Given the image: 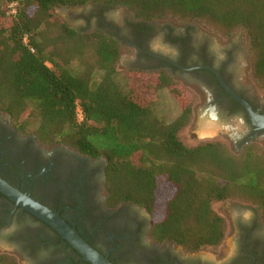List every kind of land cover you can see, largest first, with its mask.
<instances>
[{
	"label": "trees",
	"instance_id": "16d2710c",
	"mask_svg": "<svg viewBox=\"0 0 264 264\" xmlns=\"http://www.w3.org/2000/svg\"><path fill=\"white\" fill-rule=\"evenodd\" d=\"M88 2L143 21L200 22L224 38L243 31L248 76L264 94V0H0V112L41 144L104 156L108 205L145 208L158 243L217 249L227 223L214 203L251 202L264 213V155L235 154L218 139L186 144L193 99L183 85L165 72L119 68L112 34L77 31L53 13ZM162 92L175 113L157 109ZM0 264L17 261L0 255Z\"/></svg>",
	"mask_w": 264,
	"mask_h": 264
},
{
	"label": "flooded vegetation",
	"instance_id": "af4514ba",
	"mask_svg": "<svg viewBox=\"0 0 264 264\" xmlns=\"http://www.w3.org/2000/svg\"><path fill=\"white\" fill-rule=\"evenodd\" d=\"M68 12L61 19L71 28L100 29L119 41V68L165 72L183 85L193 99L189 125L203 121L217 130L202 139H218L235 154L247 150L262 158L264 94L248 76L243 31L224 38L199 22L143 21L123 7L92 2ZM105 164L104 156L41 144L0 112V177L59 212L113 264H264V213L257 205L231 201L224 242L217 249L188 252L151 237L152 218L145 208L108 205ZM0 255L17 264H90L52 227L1 192Z\"/></svg>",
	"mask_w": 264,
	"mask_h": 264
},
{
	"label": "water",
	"instance_id": "95a60500",
	"mask_svg": "<svg viewBox=\"0 0 264 264\" xmlns=\"http://www.w3.org/2000/svg\"><path fill=\"white\" fill-rule=\"evenodd\" d=\"M0 192L16 205L52 227L85 261L90 264H113L106 255L90 245L76 228L70 225L59 212L34 200L29 194L21 192L17 187H14L1 177Z\"/></svg>",
	"mask_w": 264,
	"mask_h": 264
},
{
	"label": "rangeland",
	"instance_id": "374dc122",
	"mask_svg": "<svg viewBox=\"0 0 264 264\" xmlns=\"http://www.w3.org/2000/svg\"><path fill=\"white\" fill-rule=\"evenodd\" d=\"M13 7H15V5L13 6H9L10 11L13 9ZM73 7H54L53 8V13L60 19L64 16H67L69 14L68 11H72ZM200 23V22H199ZM201 24V23H200ZM203 25V24H202ZM204 26V25H203ZM205 28H207L206 26H204ZM208 29V28H207ZM211 31V30H210ZM160 98H158V103H157V109L160 111L161 114H173L176 111V106L174 105V102L171 98V96L166 93V92H162L159 94ZM201 122V121H200ZM198 129V125L197 123L194 126H190L188 125L181 133V139L186 143V144H194L199 142L200 140H204L202 139V137L197 136L196 132ZM196 133V134H195ZM220 139V137H219ZM222 139V138H221ZM226 141L228 142V140L226 139ZM231 201L234 200H227V201H223V202H217L213 204V208L219 213L221 214L223 217H225L226 214V210H229L230 208V203H232Z\"/></svg>",
	"mask_w": 264,
	"mask_h": 264
},
{
	"label": "bare ground",
	"instance_id": "6f19581e",
	"mask_svg": "<svg viewBox=\"0 0 264 264\" xmlns=\"http://www.w3.org/2000/svg\"><path fill=\"white\" fill-rule=\"evenodd\" d=\"M196 133H197V136L205 138V137H212L216 135L217 130L215 127L209 126L208 124L203 123V121H201L198 124V129Z\"/></svg>",
	"mask_w": 264,
	"mask_h": 264
},
{
	"label": "built area",
	"instance_id": "2783aa9c",
	"mask_svg": "<svg viewBox=\"0 0 264 264\" xmlns=\"http://www.w3.org/2000/svg\"><path fill=\"white\" fill-rule=\"evenodd\" d=\"M15 5V3H12L11 6ZM14 7L13 9L11 10V12H14ZM76 118L78 121H81L83 119V113H82V110L81 108L77 105L76 107Z\"/></svg>",
	"mask_w": 264,
	"mask_h": 264
}]
</instances>
